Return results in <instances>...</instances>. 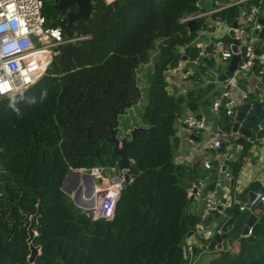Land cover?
<instances>
[{"label": "trees", "instance_id": "obj_1", "mask_svg": "<svg viewBox=\"0 0 264 264\" xmlns=\"http://www.w3.org/2000/svg\"><path fill=\"white\" fill-rule=\"evenodd\" d=\"M44 1L48 25L57 26L54 4ZM202 1L93 0L89 19H75L72 26L74 37L88 38L66 44L25 91L0 99V193H4L0 208L21 223L20 239L26 245L29 217L42 203L33 240L40 253L33 264L189 263L191 254L186 256L183 247L200 217L188 211V193L207 172L197 164L176 163L170 138L185 101L198 113L195 105L207 91L172 95L166 71L179 57L198 55L199 50L190 46L198 31L191 32L181 20L204 9ZM242 12L243 7L233 5L214 16L233 25ZM204 25L205 19L197 20L199 30ZM213 50L208 48L211 54ZM207 62L214 65L212 55ZM142 66L148 68L143 87L138 79ZM121 94L126 100H138L118 115L117 136L130 139L137 129L136 143L128 152L136 160L132 172L141 176L125 187L115 217L106 220L77 206L63 186L70 166L118 163L112 161L117 157L106 137ZM219 120L223 131L229 132L233 118L222 111ZM88 126L91 139H98L96 145L87 140ZM241 167L242 158L232 164L235 178ZM144 176L157 184L138 187ZM253 237L241 239L238 254L225 250L209 264H264V224L254 226ZM28 253H21L22 264Z\"/></svg>", "mask_w": 264, "mask_h": 264}, {"label": "built area", "instance_id": "obj_2", "mask_svg": "<svg viewBox=\"0 0 264 264\" xmlns=\"http://www.w3.org/2000/svg\"><path fill=\"white\" fill-rule=\"evenodd\" d=\"M114 1L116 0H106L107 3ZM44 2V0H0V99L10 98L25 91L45 74L54 58L62 53L66 44L88 38V36L68 37L59 24L57 26L48 25L47 17L43 12ZM219 2L220 0H216L215 3L218 6L210 11L199 10L185 15L181 22L197 21L208 14L216 13L233 5L245 6L243 23L235 28V39L240 40L238 48L241 63L227 79L223 80V88L220 93L212 97L211 101L212 110L217 115L220 116L224 111L227 115L232 116L239 106L249 102L250 99V92L244 91L239 86L240 80L248 74L255 75L260 83L264 79V69L255 71L253 68L255 59L260 58L256 55V42L260 39V31L263 28L260 19L264 0H233L226 5H220ZM247 27L248 31H246ZM245 32V39L242 41ZM193 46L199 50V53L190 60L192 63L197 64L201 62V57L206 54L207 45L198 42ZM180 53H185V47L180 48ZM232 55L233 52L230 47H223L221 60H230ZM186 65L185 59L179 57L177 64L168 70L172 74H180L182 78H186L188 76L187 72L184 71ZM170 94L174 95L172 92ZM262 104L264 105V100ZM181 122L191 132L198 134L201 130L203 131L202 134H205L201 142L203 150L218 151L225 144V151L218 152L213 157V159L219 161L220 167L224 163L235 159V153L231 149L228 150V148L232 143L231 138L237 140L242 136L240 128L237 131L233 130L230 134L225 133L220 126L213 130L209 127L205 115L192 114L184 117ZM236 122L234 118V123ZM259 131L262 133L260 139L264 140V128L259 124L255 126L254 133L249 137V140L257 139ZM130 161L129 169H121L119 165L111 164L90 168L70 166L69 173H79L81 175L79 177L73 176L70 179L69 184L75 185V189L70 192L71 197L73 198L76 190L80 189L82 201L88 203L87 210L90 211L93 217L101 216L106 220H112L115 217L118 202L124 191L123 185L126 182H133L132 178H126V173H130L131 167L136 163L134 158H130ZM202 164L205 169L213 167V161L208 158L204 159ZM224 176L226 179H231L232 174L224 172ZM89 177L93 180H90ZM222 181V179L218 181L215 190L206 194L205 208L201 220L195 226L193 235L210 234L209 225L211 224H209V218L216 211L224 215L226 204L222 202L218 191L219 188H224ZM98 196L102 198V203L99 205H97ZM259 203L264 205V192H257L252 201L248 199L242 203L239 206V211L246 208L254 211ZM219 204H223L222 210H218ZM217 230L215 233L222 234V225ZM253 235L254 227H251L248 234L243 237ZM205 238L209 239L211 236ZM188 251L189 253L194 251L192 244L188 245Z\"/></svg>", "mask_w": 264, "mask_h": 264}, {"label": "crops", "instance_id": "obj_3", "mask_svg": "<svg viewBox=\"0 0 264 264\" xmlns=\"http://www.w3.org/2000/svg\"><path fill=\"white\" fill-rule=\"evenodd\" d=\"M215 1L216 0H212V5L214 4V6L207 8L202 5L204 9H201V10L207 12L213 9L214 7L218 6V4L215 3ZM231 1L227 2L225 0H220L219 4L226 5L230 3ZM201 4H203V2ZM239 6L243 7V10H244L245 8L244 5H239ZM262 6H263V11H264V2L262 3ZM214 14L216 13L208 14L204 16L203 18H201V19L206 20L207 25L206 26L204 25L203 28H201L200 30L198 27V30H197L198 35L190 44L191 47H194L193 45L198 42H201L207 45L206 54L203 57H201V62L197 64L192 63L190 59H192L193 57L185 59V61L187 62V65L184 71H186L188 74L186 78H182L180 74L178 75L172 74L170 73L169 70L166 71V76L169 82V86L167 88L168 92L170 93L172 92L175 96L183 95L187 97L186 95L188 91L197 90L200 88H204L207 91L204 97L201 98V100L198 99L200 101V103L198 101L199 105H195L196 108L199 110L198 113L192 108V106H190L189 102L185 101L183 109H182L183 111L179 114L178 118L175 120V123H174L175 134L170 138V141L174 148L173 159L175 160L176 163L190 164V165L197 164L202 169V171L207 172V176L205 178H203L199 183L194 184L191 187L188 193V197L190 198L194 186H199L201 189L208 186L206 184H203L205 180L208 181L209 185L215 183V189H216L218 181L222 179L224 188L222 189L219 188L218 191L219 193L220 191H222V194H220L222 200L225 197L232 196V206H233L234 200L236 199L239 191L241 192V191L253 190L256 193L263 192L264 180H259L258 177L264 171V140L260 139L263 146L259 147V145L255 144V141H256L255 138L253 141H251L249 140V137H245V141L243 143H239L237 142V140H234V138H231L232 143H230V147L228 148V150L231 149L235 153V159L223 164V165L226 164L228 168L226 170H223L222 169L223 165L221 167L220 165L218 167H215L213 165V167H215L214 170H212L213 167L211 169H205L202 164L203 160L206 158L211 159L212 161L216 160V159H213V157H215V155L219 151L203 150L201 147V142L204 139L205 134L204 135L202 134L201 136H199L198 140L192 139L190 137V133H193V132L189 131V129H187L181 122V120L184 117L194 114V115H205L207 117L209 127L213 130L217 129V127H219V124H220L219 119L221 115L220 116L217 115L212 110L211 101H212V97L220 93L221 89L223 88V80L220 79V77L224 73V71L227 69L230 60H227V61L221 60V57L219 56L218 42H223L222 38L224 36H228L230 39V43L225 44V42H223L224 45L228 47V45L232 43L233 38H231L228 35V32L232 28V25L228 24L227 22H223L219 19H215ZM243 19H244V14L241 15L237 23L241 25L243 23ZM206 34L209 36V38L206 37ZM210 46L214 47L212 54L208 51V48ZM210 54L214 58V65L212 66H209L207 62V57L211 56ZM260 60L261 62L259 63L257 68L254 69L255 71L264 69V53L260 57ZM195 76H198V78H195ZM242 79L249 80V85H248V89H249L248 91L250 92L249 102H253V98L257 97L259 99L258 101L263 103L264 94L261 91V87H264V79L262 80V83H260L257 77L252 74H248ZM234 125L235 123L233 121L232 127L230 131L227 132V134H230L233 131ZM253 133H254V129L252 130V134ZM241 158H242V167H241L239 176L235 178L232 175L231 177V179L235 178V186L232 188L231 179H226L224 176V172L231 173L232 164L235 163L236 161L241 160ZM228 163H231V164L228 165ZM129 174H130V178H132L133 181L137 179L132 175H139V174L133 173L132 169ZM126 183L127 185L130 184L129 182H126ZM125 184L123 185L124 189H125ZM206 194L205 195L197 194L195 195V198L193 200H191L190 198V206L188 208V211L194 213L197 216L199 215L200 220H201V215L203 213V210L205 208ZM253 212L256 214L263 213L264 207H256ZM227 218L228 217L226 216V217H221L220 219L213 220L212 222L209 221L210 222L209 224H211L209 225L210 227L209 230H211L210 234H207V235L204 234L205 237L207 238L211 236V238L209 239H206L204 235L200 236L196 234L194 235L192 234L191 236L187 237L185 245L183 247L184 254H186V256H187V253L189 254V251H188L189 244H192L194 246V251L193 253H190L191 258L188 264H209L215 258H217L220 253L215 258H212L211 260L208 258L207 261H203L205 254L212 253V252L218 253V252L225 251L226 247L224 245V242L226 243L227 241L231 242L232 246L234 247L233 249L234 252L233 250L231 252L236 253V254L239 253V251L241 250V246L236 247L235 245L236 244L235 242L238 239L236 241L234 239L227 240V241L225 240L222 242L221 248H219L216 245L215 250L209 249V243L211 239H213L215 235L214 234L215 231H218L217 229L220 228V225H221L220 221L221 220L224 221ZM191 232H194V231H191ZM243 238H248V237L239 238L240 242H241V239ZM206 242L208 243L205 244ZM195 247H196V250H195ZM200 249H203V250L201 251L202 253L199 255ZM192 256H196L197 258L196 259L193 258L192 260Z\"/></svg>", "mask_w": 264, "mask_h": 264}, {"label": "water", "instance_id": "obj_4", "mask_svg": "<svg viewBox=\"0 0 264 264\" xmlns=\"http://www.w3.org/2000/svg\"><path fill=\"white\" fill-rule=\"evenodd\" d=\"M93 0H55L53 8L55 11V16L57 17L56 21L57 23L66 31V34L68 37H73V22L75 19H83L84 21H87L93 11ZM74 7H77V10H73ZM245 11L243 10V14ZM64 16L67 17V20H64ZM260 23L263 25L262 30L260 31V39L256 42L257 48H256V55L259 57L262 56L264 53V11L262 13V17L260 19ZM188 27L190 28L191 32H196L198 30L197 21L192 20L189 21ZM239 26V23L235 22L232 25V28L229 30L228 35L233 38V41L228 47H230L231 51L233 52L232 58L229 61V65L227 69L224 71V73L221 75L220 79L225 80L227 79L233 71L237 69L239 64L241 63V55L239 53L238 45L240 44V40L235 39V28ZM246 31H248V27L246 28ZM246 32L243 34L242 41L245 39ZM219 47V56L222 57V49L223 47H226L223 42H218ZM261 62L260 58L255 59V65L254 69L257 68L259 63ZM136 85V83H135ZM248 85L249 80L248 79H241L239 86L244 90L248 91ZM261 91L264 94V87H261ZM139 95H141V92L139 91ZM120 99L122 103L119 105V108L114 111V124L111 126L109 130V136H107V140L110 143H113V154L112 156L117 157V162L119 164V167L129 169L130 168V155H129V148H131L136 143V133L137 129H134L132 132V139L129 140L127 137L119 138L117 136L118 129H119V121H118V115L119 114H125L126 108H131L134 104L138 102L132 101L131 99L126 100L123 95H120ZM259 99L257 97L253 98V102H247L241 106H239L236 111L232 114V117L236 119V123L233 127L234 131H237L240 128L241 137L237 139V142L243 143L245 141V137H251L252 130L255 128L257 124L262 126L264 128V106L261 102L258 101ZM202 130L196 134L195 132L190 133V137L192 139L198 140L199 136L202 135ZM262 133L259 131L257 133V139L255 141L256 145L263 146L261 143L260 137ZM87 140L93 144L96 145L98 139H91L90 134V126L87 127ZM228 144V143H226ZM225 150V144L222 145V148H220L218 151L223 152ZM96 156L100 155V148L96 149L95 152ZM110 164V163H109ZM213 165L215 167L219 166V161L214 160ZM228 166L225 164L222 166L223 170H226ZM79 177L81 176L79 173H69L64 182L63 188L71 192L73 189H75V185H70V179L73 177ZM136 179L140 178L139 175H132ZM130 177L129 173H126V178L128 179ZM90 180H93L91 177H89ZM259 180H264V171L259 175ZM203 184H206L208 186L204 188H200L199 186H194L192 193H191V200L195 198L196 194L205 195L209 190L213 191L215 189V183L209 185L208 181L205 180ZM235 186V178L231 179V187L233 188ZM264 192V187H263ZM256 197V192L251 191H239L236 199L234 200V205L232 206V196H228L223 198L222 202L226 204V209L224 212V215H222L219 211L214 212L213 216L209 218V221L212 222L213 220L220 219L221 217H228L224 221L221 220L220 223L222 225V231L223 233H215L213 239H211L209 243V249L215 250L216 245L221 248L222 242L227 240H237L243 236H246L249 232V229L253 227L257 223L264 224V212L256 214L250 209L246 208L243 211H234L235 206H240L242 203L246 202L248 199L252 201ZM74 202L77 206L87 209L88 203L82 201L81 196V190L77 189L75 192V196L73 197ZM42 207V203H38V209L36 213L32 216V223L30 227V240H32L35 237V232L32 229L35 223H37V219L40 216V210ZM257 207H264L262 203H259ZM223 209V204L218 205V210ZM193 232H190L188 236H191ZM254 237L249 236L248 239L252 240ZM32 248V255L30 258V261H34V258L39 254V247L38 246H31ZM196 250V247H195ZM13 259H11L8 262H4L0 264H13Z\"/></svg>", "mask_w": 264, "mask_h": 264}, {"label": "flooded vegetation", "instance_id": "obj_5", "mask_svg": "<svg viewBox=\"0 0 264 264\" xmlns=\"http://www.w3.org/2000/svg\"><path fill=\"white\" fill-rule=\"evenodd\" d=\"M132 139L131 138L129 140ZM131 158V156H130ZM0 197H4V193H0ZM38 209V205H37ZM37 211V210H36ZM5 209L0 208V262H8L13 259V264H22L20 261V255L23 251L29 250L27 255L26 264H33L34 261H30L32 255L31 246L34 245L33 240H30V227L32 223V214L29 217V223H27V233L26 245L21 241L20 237L22 235V226L19 221H17L16 216H11L10 214H5ZM38 221V219H37ZM36 224L33 226L34 232H36ZM35 246V245H34ZM37 257V256H36ZM36 258H34L35 260Z\"/></svg>", "mask_w": 264, "mask_h": 264}, {"label": "rangeland", "instance_id": "obj_6", "mask_svg": "<svg viewBox=\"0 0 264 264\" xmlns=\"http://www.w3.org/2000/svg\"><path fill=\"white\" fill-rule=\"evenodd\" d=\"M47 1H49V2H51L52 3V5L54 4V2H55V0H47ZM203 2V6H205V7H207V8H210L211 6H214V4L212 5V0H203L202 1ZM206 37L207 38H209V36L206 34ZM222 40H223V42H225V44H228V43H230V39H229V37L228 36H224L223 38H222ZM147 70H148V68L146 67V66H142V67H140V69H138V73H139V85L141 86V87H143V82H144V75H146V72H147ZM140 109H141V106H139L138 108H137V112H139L140 111ZM135 118V120H137L138 119V116H135L134 117ZM121 119H123L124 120V118H122L121 117ZM132 126V125H131ZM177 131V130H176ZM141 135H143V134H141ZM153 160L154 158L153 157H150V160ZM112 161H113V163H115V162H117V159L115 160L114 158H112ZM147 161H148V159H147ZM116 165H118V163H116ZM151 182H153V184L155 185V184H157V180H152V179H147V177L146 176H144L143 178H142V182L138 185V187H142V186H144V185H146V184H148V183H151ZM127 186V183L125 184V187ZM220 194H222V191H220ZM98 201H99V196L97 197V205H98ZM96 217V216H95ZM35 235H36V232H35ZM236 241V240H235ZM236 244V247H240L241 245V242H240V240L238 239L236 242H235ZM224 245H225V247H226V249L225 250H230V251H232L233 249H234V247L232 246V243L231 242H229V241H227L226 243L224 242ZM203 249H200L199 250V255L202 253L201 251H202ZM206 251V250H205ZM233 252H234V250H233ZM220 252H218V253H216V252H212V253H206L205 254V256H204V258H203V261H207V259L209 258L210 260L212 259V258H215L218 254H219ZM193 258L194 259H196L197 257L196 256H192V260H193Z\"/></svg>", "mask_w": 264, "mask_h": 264}, {"label": "bare ground", "instance_id": "obj_7", "mask_svg": "<svg viewBox=\"0 0 264 264\" xmlns=\"http://www.w3.org/2000/svg\"><path fill=\"white\" fill-rule=\"evenodd\" d=\"M102 203V198L101 196L99 197L98 205Z\"/></svg>", "mask_w": 264, "mask_h": 264}]
</instances>
